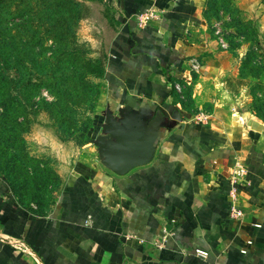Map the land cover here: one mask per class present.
Returning a JSON list of instances; mask_svg holds the SVG:
<instances>
[{
	"label": "crops",
	"instance_id": "obj_1",
	"mask_svg": "<svg viewBox=\"0 0 264 264\" xmlns=\"http://www.w3.org/2000/svg\"><path fill=\"white\" fill-rule=\"evenodd\" d=\"M200 5L117 0L108 86L117 110L149 105L146 122L162 111L154 156L117 174L96 144L86 146L46 214L22 204L0 178V264H264L262 124L208 123L171 99ZM233 203L241 218L231 216Z\"/></svg>",
	"mask_w": 264,
	"mask_h": 264
},
{
	"label": "rangeland",
	"instance_id": "obj_2",
	"mask_svg": "<svg viewBox=\"0 0 264 264\" xmlns=\"http://www.w3.org/2000/svg\"><path fill=\"white\" fill-rule=\"evenodd\" d=\"M117 0H9L0 11V178L51 212L117 112L107 81ZM171 99L208 123L264 128V0H201Z\"/></svg>",
	"mask_w": 264,
	"mask_h": 264
},
{
	"label": "water",
	"instance_id": "obj_3",
	"mask_svg": "<svg viewBox=\"0 0 264 264\" xmlns=\"http://www.w3.org/2000/svg\"><path fill=\"white\" fill-rule=\"evenodd\" d=\"M127 103L118 108L119 115L108 111L96 136L103 162L115 173L126 174L136 166L150 162L154 156L156 139L160 134L163 113L146 122L149 105L139 109Z\"/></svg>",
	"mask_w": 264,
	"mask_h": 264
},
{
	"label": "built area",
	"instance_id": "obj_4",
	"mask_svg": "<svg viewBox=\"0 0 264 264\" xmlns=\"http://www.w3.org/2000/svg\"><path fill=\"white\" fill-rule=\"evenodd\" d=\"M243 168H240L238 170L235 171V173L233 174L232 176V179H233V183L234 185H237L238 181H240V176H241V173L243 172ZM236 192H237V189L236 187L234 186V189L232 190V196L233 198L235 199L236 197ZM230 213H231V216L233 218H241L242 215H243V210H241L240 208H238L234 203L232 204L231 208H230ZM165 233H167V230H165ZM165 238V236H164ZM164 238L162 239V241H159L157 240V244L158 246H160L163 241H164ZM196 253L204 258H206L208 256V252L204 251V250H201V249H197L196 250Z\"/></svg>",
	"mask_w": 264,
	"mask_h": 264
},
{
	"label": "trees",
	"instance_id": "obj_5",
	"mask_svg": "<svg viewBox=\"0 0 264 264\" xmlns=\"http://www.w3.org/2000/svg\"><path fill=\"white\" fill-rule=\"evenodd\" d=\"M9 0H0V11H2Z\"/></svg>",
	"mask_w": 264,
	"mask_h": 264
}]
</instances>
